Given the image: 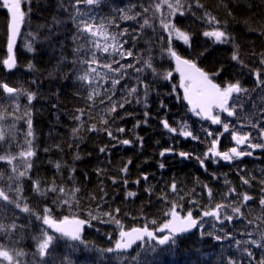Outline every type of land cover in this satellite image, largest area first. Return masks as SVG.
Wrapping results in <instances>:
<instances>
[{
  "label": "trees",
  "instance_id": "16d2710c",
  "mask_svg": "<svg viewBox=\"0 0 264 264\" xmlns=\"http://www.w3.org/2000/svg\"><path fill=\"white\" fill-rule=\"evenodd\" d=\"M184 2L191 4L192 7L185 9L183 17L177 15L175 22L182 31L192 35L191 47L188 48L176 40L173 41V47L182 57L193 59L209 74L218 68H223L224 71L215 78L222 86L225 82L239 80L243 87L252 90L243 112L238 110L237 117L229 119L235 120L236 127L243 126L242 130L246 127L244 131H252L255 136L256 130L248 127L243 117L249 116L255 122L257 116L251 114L259 113L260 105L264 104V100L260 99V90L256 87L254 77L249 71L262 67L258 61L261 54H264V0H200L203 8H198L195 0H184ZM130 4L147 6L148 0H106L105 5L97 9V12L99 16L109 19L117 17L116 22L120 27L112 28V31L118 32L127 28L129 33H133L134 29L138 30L136 22L119 20V14L115 12L117 7H126ZM66 8L71 11L68 0H32L31 14L26 17L22 34L14 49L16 68L7 71L0 64V83L6 82L11 87L37 94V99L30 105L26 96L21 95L25 111L31 112L33 137L29 139L32 140V148L36 153L31 160L32 167L28 175L21 178L20 187L22 189L20 202L22 205L26 202L30 212L20 213V209L14 204L2 208L0 225H3L4 230L0 231L3 237L0 244H4L10 251L25 253L26 255L20 257L21 264H118V262L119 264H222L223 256L239 257L241 253L234 245L230 247L228 241L217 243L207 236L201 238L198 231L177 237L176 244L172 248L147 241L129 252L109 254L103 251L114 246L121 228L102 214L119 208L120 212L115 214V218L120 221L124 229L142 227L146 223L149 227L155 228L156 225L151 224L150 221L156 220L159 223L167 219L168 217L163 213L169 210L168 201H179V197L169 191L168 186L173 180L177 183L178 189H182L180 195L184 199L179 202L184 205L183 212L195 208L189 203L190 199L199 200L200 206L209 203L207 195L202 193L204 184L212 189L211 203H226L232 200L233 197L225 198L230 186L235 187L238 193L243 191L253 195L256 202L250 201L242 211L248 219L254 220L255 225H259V227L247 226L254 233L250 238H256L259 232L264 231V208L258 204L261 194L259 181L264 179V150H255L253 156L246 157L232 168L223 165L220 168L205 161L207 171L200 167L195 158L182 159L176 155L183 151L203 157L209 147V140L204 138V129L214 132L216 127L195 116L185 105L179 87L180 77L174 70L173 61L161 53L167 34L164 33L165 41L157 40L156 37L161 31L158 24L156 32L152 29H144L141 33L143 39L136 42L133 51L136 53L138 50L139 53L147 55V50L150 49L153 66L157 72L172 71L173 76L171 80L165 81L158 79L146 69L142 78L154 81L153 90L147 98V106L143 99L139 103L133 99L131 104H126L125 108L120 110L121 115L128 113L124 119H117L114 124L110 121L114 135L121 139H129L132 144L113 148L111 145L116 142L111 141L105 133L87 131L91 123H96L98 128L102 126L96 110L92 111L95 120H89L87 116L82 118L84 124L77 134L79 139L74 137L72 129L77 127L79 122L74 120L73 116L77 114L78 108L87 111L89 102L86 99V86H82L76 80L67 63L74 59L72 52L74 45L68 39L72 24L65 11ZM25 10L27 11V8ZM135 10H139V7ZM205 13L221 21L216 27L223 28L230 34L232 39L229 43H214L212 38L202 35L204 31L213 28V25L206 22ZM8 16L7 11L0 7V61L8 56L6 27ZM54 19L64 21L58 29L61 31L63 48L59 44L49 47L41 35L38 38L40 42L34 43V51L29 52L26 44L32 40V35L37 30L43 32L42 25L52 27ZM125 39H128V44L125 45L127 48L132 44V40L128 37ZM149 41L151 44L148 43ZM237 47L247 67H242L231 60L232 52ZM29 64L33 65V68L30 69ZM101 92L103 93V89ZM121 94L122 90L118 86L117 95ZM5 96L0 90V107ZM161 101L166 107L160 106ZM98 107L103 108L104 105ZM145 112L148 113L147 124L143 123ZM0 116H2L1 112ZM162 119H167L173 127L178 128L182 122L186 123L194 134L201 136L203 142L184 139L168 132L160 123ZM26 120L27 117L25 122ZM137 121L141 122L139 127H135ZM117 127H123L125 131L116 132ZM236 127L232 130H236ZM137 137L142 138V145ZM104 145L109 146L107 156L98 150ZM166 148H173L174 152L161 157L159 153ZM2 150L0 143V152ZM77 154L80 156L79 160L74 159ZM129 160L131 164L128 165V173L125 176L120 169ZM57 163L61 165L59 169L55 167ZM160 163H164L165 168H159ZM72 167L76 171L71 174L72 179H69ZM98 168L102 170L101 175L97 174ZM142 173L148 175L147 181L141 178ZM213 173L217 178H213ZM241 176L256 179L252 181V186L248 187L242 184ZM111 178H115L118 183L113 184ZM125 178L128 180L127 186L123 184ZM137 179H140L138 185L134 183ZM34 180H39L42 188L55 182L56 185L62 184L66 189L75 187L80 191L76 194L75 201L68 196L65 198L70 200V204L59 205L53 202L52 193L47 196L38 195L32 187ZM226 180L230 183H225ZM101 187L108 194L105 197L107 203L100 201ZM146 188H151V196L145 192ZM129 190L135 191L136 197L126 199L125 193ZM162 192H168V200L162 201L157 198ZM16 195L15 192L11 196L12 199H16ZM92 196H95L96 200H92ZM97 203L101 205L99 208ZM45 207L51 208V216L54 219L65 216L89 219V211L97 215L98 219L92 220V226L87 225L82 232L83 243L60 238L50 249L51 255L41 260L35 255L37 238L41 235V231L47 228L41 220L36 219V215L43 216ZM198 211L199 209L196 208L194 213L197 215ZM101 220L107 222L102 223ZM205 221L207 226H204V231L216 234H221V227L226 231L237 233L245 227L244 223L237 220L232 224L225 222L223 226L211 219ZM13 223L17 225L14 231L10 229ZM214 224L215 228H213ZM8 230L12 236L4 232ZM253 251L258 257L264 255L259 249Z\"/></svg>",
  "mask_w": 264,
  "mask_h": 264
},
{
  "label": "snow or ice",
  "instance_id": "6c2138e0",
  "mask_svg": "<svg viewBox=\"0 0 264 264\" xmlns=\"http://www.w3.org/2000/svg\"><path fill=\"white\" fill-rule=\"evenodd\" d=\"M106 0H68V5L71 11L66 8L69 21L72 24V29L69 30L68 39L71 40L74 47L72 49L74 59L67 61L72 69V75L76 80L80 82L82 86H86L88 103V110L78 108L77 114H74L73 119L78 121L77 127L72 129L74 137H79L81 127H83V117L87 116L89 120H95L96 117L92 115V111L96 110L100 116L101 127H97L96 123L89 124L87 131L89 132H103L109 137L111 141L116 143L111 147H117L118 145L130 146L132 141L129 139H121L114 135L111 130V123H115L117 119H124L128 113L121 115L120 110L125 108L126 104H131L133 99L139 103L141 99L147 106V98L150 92L153 90L154 81H147L146 78H142V74L145 70H149L158 79L165 81L171 80L173 76L172 71L165 73L157 72V69L153 66V58L151 56L150 49L147 50L148 54L144 55L137 50L134 53L136 42L143 39L141 33L144 29H152L153 32L157 30V24L160 33L157 35V40L165 41L164 33L166 36V43L161 48L162 55H166L171 61H174V70L179 74L180 83L179 87L183 89V99L190 105L189 111L202 120L210 122L211 125H218L220 129L213 135V131L204 129V138L209 140V147L201 156H194L193 153L179 152L176 153L181 158L190 159L195 158L200 167L207 171V164L205 161L212 163H220L221 161L232 163L236 160H242L244 157H251L254 151L257 149L264 150V104L260 105L259 113H252L251 115L257 116L255 122L244 116L247 121V126L251 129H255V136L252 131H241L240 127H236L235 120L229 118H236L238 110L243 112L245 103L250 98L251 91L248 88L242 86L239 80L234 82H225L223 86L217 83L215 78L219 77L224 71L223 68L216 69L213 73L209 74L202 68L197 66V63L193 59L182 57L176 49L173 47V41H179L188 48L191 47L192 35L189 32L182 31L175 22L177 15L183 17L185 15V9H190L191 4H186L184 0H148V5L130 4L125 6H119L115 9L118 19L128 22L135 21L137 29L133 30V33H129L127 28H123L118 32H114L112 28H119V24L116 22L117 17L109 19L107 17L99 16L97 9L104 6ZM32 0H0V7L5 9L8 16L7 22V52L6 59L0 61L7 71H11L16 68V58L14 54V46L20 35L21 28L25 23L26 17L31 14ZM195 4L198 8H203V4L200 0H195ZM139 7V10H135ZM27 8V11L25 10ZM231 15V12H229ZM206 22L213 25L212 30L204 31L202 35L213 39L214 43L225 44L229 43L232 39L230 34L223 28L216 27L221 24L215 16L205 13ZM226 23V22H225ZM64 24V21L59 19L53 20V26L42 25L43 32L37 30L32 35V40L26 44L29 52L34 51V43H39L38 39L41 35L43 40L47 42L49 47H55L57 44L63 48V41L61 40V31L58 30L60 26ZM128 37L132 40V44L125 48L128 44ZM148 43L151 44V41ZM63 56V53H61ZM255 55V54H254ZM67 59V58H63ZM231 60L237 62L242 67H247L242 60L238 47L232 52ZM258 63L261 68L249 69L256 82V87L260 90V99L264 100V54H261V58ZM137 65H141L137 67ZM31 69L33 65L29 64ZM131 69V72H129ZM123 81V83H121ZM108 85V87H104ZM118 86L122 90L121 95H117ZM103 89V93L101 92ZM0 90L11 99L13 103L19 99L20 95H25L29 105L35 99L37 94L35 92H24L22 89L11 87L8 83H0ZM173 93H175V86H173ZM99 98V100H97ZM99 105H104L103 108H99ZM19 108V104L15 105ZM162 108L166 107L163 101L160 102ZM255 107V104H253ZM27 117L26 124L28 131L26 133V151H20L17 156L12 155H0V162L6 163L12 173H17V168L13 161L17 159H23L26 167L23 171H19L18 174L9 179L19 181L20 178L28 175V171L31 169L32 164L30 162L31 157L36 153L32 148V140L27 139L33 137L32 131V119L31 112H25ZM145 120L143 123L147 124L148 113L145 112ZM223 117V119H222ZM3 119V116H0ZM140 121H137L135 127L140 126ZM162 127L168 132L179 135L184 139H191L193 141H202L201 136L194 134L190 127L186 123H181L178 127H173L167 119L160 121ZM236 127V130H232ZM125 129L123 127H117L116 132L123 133ZM228 133L234 142L233 147L226 151H221L219 148L220 138ZM4 140L3 130L0 129V141ZM137 140L142 145L143 140L137 137ZM58 147V146H57ZM99 152L104 155H109V146L104 145L99 147ZM173 148H166L159 153L161 157L166 154H172ZM75 160H79L80 156L77 154L74 157ZM131 164V160L120 169L125 174L128 173V165ZM60 164L57 163L55 167L60 168ZM159 168H165L164 163L159 164ZM76 169L72 167L70 169L69 179H72ZM97 174L101 175L102 170L97 169ZM241 171H244L241 169ZM2 176V173H0ZM141 178L145 181L149 179L147 174L142 173ZM213 178L215 174L213 173ZM31 179V177H29ZM112 183L116 184L118 181L115 178H111ZM242 184L248 187L252 186V181L255 177L245 178L240 177ZM102 183V182H101ZM135 184L140 183V179H137ZM225 183H230L225 181ZM260 196L258 204L264 208V179L259 181ZM123 184L127 186L128 180L123 179ZM33 190L41 196H47L49 193L53 194V202L59 205H69L71 200H76V194L80 191L79 188L66 189L62 184L56 185L53 182L46 188L41 187L39 180L32 182ZM169 191L179 197V201H182L184 197L180 195L182 189H178L175 180L170 182ZM22 189L18 186L15 189L16 199H11L6 194L3 188H0V200L6 201L9 204H14L17 209L24 213H29L30 209L25 202L23 205L20 202V194ZM195 191V189H193ZM145 192L149 196L152 195L151 188H146ZM100 201L107 203L105 197L107 192L100 188ZM202 193L207 195L209 203L200 206L199 200L190 199L189 203L194 205L195 208H190L186 212H183L184 205L179 201H168L169 210L164 212L163 215L168 217L167 219L157 222L151 220L150 223L156 225L155 228H150L146 223L142 227H133L129 230H125L120 221L115 218V214L120 212L119 208H115L113 211L104 212L102 215L109 217V219L120 226L119 239L115 242L113 247L104 249L106 253H124L127 250L132 249L134 244L138 241L148 240L155 241L156 244L164 246L168 245L170 248L176 244V238L184 234L190 233L193 230L200 232L201 238L205 236L213 239L217 243L229 242V246L234 245L236 249L241 253L239 257L233 255H227L222 257V264H264V255L257 256L253 249H259L264 253V231L259 232L256 238L253 237L254 233L249 230L247 226L255 225L253 219H248L242 211L249 202H256V198L248 192H237L235 187H229L225 198L233 197L232 200H228L226 203H211L213 192L212 189L204 184L202 186ZM137 193L135 191H126L125 198H134ZM158 199L165 201L168 200V192H162ZM92 200H96L95 196L91 197ZM78 202V201H77ZM101 205L97 203V208ZM196 208L199 209L197 215L194 216ZM51 208H44V215H36V219L41 220L42 224L47 226V230H42L41 235L37 238V250L35 255L41 258L51 255L50 249L53 248L54 243L60 238H65L72 242L82 241V231L85 225L92 226L91 221L98 219L97 215H94L91 211L88 212L89 219H81L78 217L69 218L68 216L57 221L51 216ZM183 212V214H182ZM205 218H210L218 222L221 226L227 222L232 224L234 220L241 221L245 224L244 229L238 233L233 231H226L221 227L220 233L205 232L204 222ZM147 220V217H145ZM259 219V218H257ZM102 223L107 221L101 220ZM21 227H23L21 225ZM259 227V225H255ZM17 225L13 223L10 226L11 230H15ZM215 228V224L213 225ZM3 225H0V231H3ZM51 230V231H49ZM158 233H164V235H158ZM56 234H59L58 236ZM248 237V238H239ZM26 255L22 251H10L4 245L0 244V264H21L20 257ZM246 257V259H245ZM119 264V262H118Z\"/></svg>",
  "mask_w": 264,
  "mask_h": 264
},
{
  "label": "rangeland",
  "instance_id": "374dc122",
  "mask_svg": "<svg viewBox=\"0 0 264 264\" xmlns=\"http://www.w3.org/2000/svg\"><path fill=\"white\" fill-rule=\"evenodd\" d=\"M16 104H19V108H16ZM23 104V98L21 95L19 96V99L15 101V103H13L12 100L6 96L1 102L2 106L0 108L2 110L0 112L3 116V119H0V129L3 130L4 140L0 141L1 147L3 148L2 152H0V155L17 156L20 151L27 150L26 133L28 128L25 122L26 116L24 114L26 111ZM13 163L17 168V173H12L11 168L6 163L0 162V173H2V176H0V185L11 199V196L15 193L16 187H21V178L19 181H16L14 179L10 180L9 177H15L19 171L24 170V165H26L23 159H17L13 161ZM7 206H9L8 202L0 200V211H2V208ZM20 213H22V211H20ZM204 226H207L206 221L204 222ZM4 232L10 234L9 230ZM2 239L3 237L0 235V241Z\"/></svg>",
  "mask_w": 264,
  "mask_h": 264
},
{
  "label": "flooded vegetation",
  "instance_id": "af4514ba",
  "mask_svg": "<svg viewBox=\"0 0 264 264\" xmlns=\"http://www.w3.org/2000/svg\"><path fill=\"white\" fill-rule=\"evenodd\" d=\"M223 119V117H222ZM204 121V120H203ZM216 127V130L213 132V135L215 136L216 135V132L220 129V126H214ZM243 128V127H242ZM242 128L240 129L241 131H244V128L242 130ZM235 146L234 145V142L232 141L230 135L228 133H225L223 137L220 138V145H219V148L221 151H226L228 150L229 148ZM246 157H244L242 160H236V161H233L232 163H228V162H224V161H221L220 163H212L210 162L212 165L216 164V166L220 167L221 168V165H223L224 167H227V168H232L236 163H239L240 161H243L245 160ZM184 159V158H182Z\"/></svg>",
  "mask_w": 264,
  "mask_h": 264
},
{
  "label": "water",
  "instance_id": "95a60500",
  "mask_svg": "<svg viewBox=\"0 0 264 264\" xmlns=\"http://www.w3.org/2000/svg\"><path fill=\"white\" fill-rule=\"evenodd\" d=\"M23 27V26H22ZM21 33H22V28H21V32H20V35H21ZM20 35H19V37H18V39H17V42H18V40H19V38H20ZM17 42H16V44H15V46H14V48L16 47V45H17ZM15 54V53H14ZM199 67V66H198ZM182 91H183V89H182ZM185 103L187 104V102L185 101ZM188 105V104H187ZM188 107L190 108L191 106L190 105H188ZM57 221H59V220H57ZM85 227H86V225L84 226V228H83V230L85 229ZM140 227V226H139ZM83 232V231H82ZM196 232V230H193L192 232H190V233H187V234H193V233H195ZM56 235H59V234H56ZM178 237H180V236H178ZM145 240H148L147 238L145 239ZM150 241H152V240H150ZM152 242H155V241H152ZM141 243H143V241H138L137 242V244H134L133 245V247H132V249H130V250H127L126 252H129V251H131V250H133L134 248H136L139 244H141ZM156 243V242H155Z\"/></svg>",
  "mask_w": 264,
  "mask_h": 264
},
{
  "label": "bare ground",
  "instance_id": "6f19581e",
  "mask_svg": "<svg viewBox=\"0 0 264 264\" xmlns=\"http://www.w3.org/2000/svg\"><path fill=\"white\" fill-rule=\"evenodd\" d=\"M194 18H196V17H194ZM192 19H193V18H192ZM191 28H192V27H190V30H191ZM32 158H33V157L30 158V162H31ZM24 166L26 167V165H24ZM25 167H24V168H25Z\"/></svg>",
  "mask_w": 264,
  "mask_h": 264
}]
</instances>
